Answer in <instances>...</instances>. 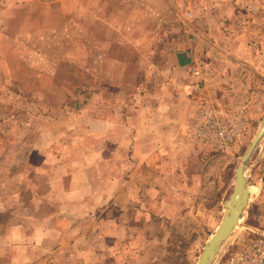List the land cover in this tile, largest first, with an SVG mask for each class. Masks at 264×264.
Wrapping results in <instances>:
<instances>
[{"label": "rangeland", "instance_id": "rangeland-1", "mask_svg": "<svg viewBox=\"0 0 264 264\" xmlns=\"http://www.w3.org/2000/svg\"><path fill=\"white\" fill-rule=\"evenodd\" d=\"M263 118L264 0H0V264L10 223L27 264H195ZM244 174L215 264L264 230V137Z\"/></svg>", "mask_w": 264, "mask_h": 264}, {"label": "water", "instance_id": "water-1", "mask_svg": "<svg viewBox=\"0 0 264 264\" xmlns=\"http://www.w3.org/2000/svg\"><path fill=\"white\" fill-rule=\"evenodd\" d=\"M263 137L264 118L258 132L250 143L249 148L245 149L246 151L241 156L239 164L235 169L233 179L234 187L230 196L222 205L224 207V213L222 215L221 221L210 239L205 243L203 250L195 264H212V261H214L216 258L222 245L232 235L234 228L238 224V221L241 218L249 199L247 179L244 175L246 166L253 151L258 146Z\"/></svg>", "mask_w": 264, "mask_h": 264}, {"label": "crops", "instance_id": "crops-1", "mask_svg": "<svg viewBox=\"0 0 264 264\" xmlns=\"http://www.w3.org/2000/svg\"><path fill=\"white\" fill-rule=\"evenodd\" d=\"M195 48H196V45H195V43H193V44H191V46L189 47V49H187V50H185V51H183L181 53H178L177 56H176V62H174V65H176V66H178L180 68L187 69V70L193 69L194 66H195V64H196V62L198 60H200V58H202L201 56H198L197 53H195L196 52V49ZM161 60H164V59H161ZM180 60L183 61V64L182 65H180ZM224 61H225V59H224ZM114 62H118V61L115 60ZM172 64H173V62H172ZM155 90H157V88H155ZM168 105H169L170 110L176 108L175 107L176 106L175 101L174 102L172 101ZM156 109L157 110H160V109H158V107H156ZM153 123H155V122L152 121L151 125ZM151 125H149V129L151 131L155 132L156 135L154 133L153 136H149V137H145L144 136V137H142L141 133H144L146 131V128L147 127H145L144 124L141 121H138L137 122V121H134V120L131 119L130 121L125 122L124 123V127L128 128V129H135L136 130V134L134 135V137L132 136V140L131 139H128V140H124V142L130 143L132 141L134 144L137 145V144L141 143L142 140L143 141L144 140H149L150 138H153L151 140L152 142H158L157 137L161 133V131H160V129H158L157 123H155L154 126H152V127H151ZM172 129H173V127H172ZM138 137L139 138L141 137V140L136 139Z\"/></svg>", "mask_w": 264, "mask_h": 264}, {"label": "clouds", "instance_id": "clouds-1", "mask_svg": "<svg viewBox=\"0 0 264 264\" xmlns=\"http://www.w3.org/2000/svg\"><path fill=\"white\" fill-rule=\"evenodd\" d=\"M33 228V235L29 238L25 236L22 225L10 223L2 237V243L5 248L11 247L19 252V256L16 259L17 261H21L22 264H27V260L24 258V251L28 243L34 241L36 244H39L47 235L42 224L34 223Z\"/></svg>", "mask_w": 264, "mask_h": 264}, {"label": "built area", "instance_id": "built-area-1", "mask_svg": "<svg viewBox=\"0 0 264 264\" xmlns=\"http://www.w3.org/2000/svg\"><path fill=\"white\" fill-rule=\"evenodd\" d=\"M240 248L230 252L223 264H264V230H256Z\"/></svg>", "mask_w": 264, "mask_h": 264}, {"label": "bare ground", "instance_id": "bare-ground-1", "mask_svg": "<svg viewBox=\"0 0 264 264\" xmlns=\"http://www.w3.org/2000/svg\"><path fill=\"white\" fill-rule=\"evenodd\" d=\"M245 175V174H244ZM246 177V176H245ZM247 188H248V186H247ZM248 190H249V188H248ZM249 198H250V191H249ZM239 221H240V219H239ZM238 221V224L236 225V227L240 224V222ZM235 227V228H236ZM235 228H234V230H235ZM234 230H233V232H234ZM218 255V254H217ZM217 256H216V258L214 259V261H212V264H215L216 262L215 261H217Z\"/></svg>", "mask_w": 264, "mask_h": 264}, {"label": "trees", "instance_id": "trees-1", "mask_svg": "<svg viewBox=\"0 0 264 264\" xmlns=\"http://www.w3.org/2000/svg\"><path fill=\"white\" fill-rule=\"evenodd\" d=\"M182 64H183V61L180 60V65H182Z\"/></svg>", "mask_w": 264, "mask_h": 264}]
</instances>
